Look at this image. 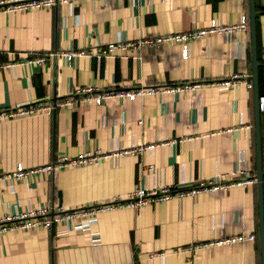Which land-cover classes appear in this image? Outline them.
<instances>
[{
    "label": "crops",
    "instance_id": "obj_1",
    "mask_svg": "<svg viewBox=\"0 0 264 264\" xmlns=\"http://www.w3.org/2000/svg\"><path fill=\"white\" fill-rule=\"evenodd\" d=\"M259 94H264V0H254ZM249 0H80L17 11L0 10V110L29 101L80 98L131 86L201 82L192 88L138 95L84 98L41 113L0 122V264H262L257 182L223 193L199 192L100 212L89 229L55 222L20 228L7 220L29 208H77L126 195L137 183L171 190L246 169L256 175ZM246 29L206 34L159 47L131 42L206 26L211 18ZM123 43L109 50V43ZM76 52L70 58L64 52ZM78 52V53H77ZM46 54L40 64L30 62ZM251 76V75H250ZM86 94V93H85ZM141 119L142 124L137 120ZM264 143V110H259ZM148 145L140 153L65 166L53 174L15 180L16 164L38 166L60 155ZM264 176V174H263ZM264 209V183H263ZM32 219V218H31ZM88 221L86 222V226ZM255 234L196 253L174 250L191 242ZM166 250L163 256L152 255Z\"/></svg>",
    "mask_w": 264,
    "mask_h": 264
},
{
    "label": "built area",
    "instance_id": "obj_2",
    "mask_svg": "<svg viewBox=\"0 0 264 264\" xmlns=\"http://www.w3.org/2000/svg\"><path fill=\"white\" fill-rule=\"evenodd\" d=\"M80 0H0V10L3 11H17L20 9H35V8H46L49 6H55L64 2H79ZM248 25V19L245 14L241 15L240 21L237 24H224L219 22L216 18H211L209 23L197 29H190L181 32L157 35V36H144L136 38L131 42L133 45L140 47L142 45L148 47H159L164 43H177L180 46V53L182 57L186 56L187 42L190 40H195L206 34L211 33H223V34H232L239 30L246 29ZM116 45L124 46L123 43H109L108 48L112 50ZM78 53V52H77ZM76 54V52L68 51L62 53L66 58H70ZM47 57L46 54H35L34 58L29 59L30 62H36L40 64ZM1 67V64H0ZM251 73L249 71H244L241 74L233 73L228 78L223 80H218L217 85L219 88H226L230 85H233L237 80L241 78H247L245 80L246 86H252ZM201 82L194 83H184L179 85H164V86H131L128 89L116 90V91H100L91 95L88 92L92 91V87L85 86L81 89L84 95H81L80 98L76 97H63L57 100L50 101H29L24 104H20L15 107L2 109L0 110V122L7 121L15 118H22L26 116L47 113L50 114L58 106L67 105L69 103L75 102L77 100H82L84 98H91L97 103H100L104 98L110 95H119L126 96L129 98H134L135 96H142L144 94H156L162 93L164 91H176L180 89L192 88L199 85ZM86 93V94H85ZM258 109L264 110V94H259L258 96ZM138 124H142V120H137ZM148 145H133L125 148H114L113 150L102 152L100 150L84 151L74 157L67 155H60L55 157L53 160L46 162L38 166L25 167L21 163L16 164L15 169L8 174L10 177L15 180H23L28 178H38L47 176L48 174H53L56 170L65 167V166H76L81 164H91L97 162L100 158L112 157L116 158L120 155L127 153H140ZM261 168L264 171V143L261 144ZM257 179L255 176L248 174L246 169L235 168L230 172L217 174L209 178H204L199 181L198 186L191 187L189 189H177L171 190L168 186L160 187H150L146 188L140 183H137L134 188L127 193L126 195H117L104 202L97 204H91L88 206L77 207V208H61L57 206L53 208L50 204H45L36 209L29 208L24 212L6 216L7 220L19 219L20 221L16 224L20 228L31 229L36 227L50 228L53 223L60 222L68 226L73 225L72 222L78 220L77 227L79 229H89L90 222L94 221L96 216L105 210L120 208V207H129L133 206L139 208L142 204L161 201L174 196H184V195H195L199 192H210L214 191L217 193L225 192L229 187L243 184L246 182H256ZM262 182L264 183V176H262ZM32 218V219H31ZM88 221L87 226L85 225ZM14 225H1L0 232L8 227H13ZM74 226V225H73ZM255 237V234H245L238 233L234 235H222L219 238L191 242L189 244L179 246L174 250L189 251L191 253H196L201 249L212 247L215 245H232L237 241H243L245 239H252ZM167 253L166 250H158L152 255L163 256Z\"/></svg>",
    "mask_w": 264,
    "mask_h": 264
},
{
    "label": "water",
    "instance_id": "obj_3",
    "mask_svg": "<svg viewBox=\"0 0 264 264\" xmlns=\"http://www.w3.org/2000/svg\"><path fill=\"white\" fill-rule=\"evenodd\" d=\"M249 24H250V34H251V64H252V73L251 80L253 84L254 91V104H255V149H256V179H257V191H258V218H259V239L261 245L263 247L262 253V264H264V209H263V182L262 176L264 171L261 168V130H260V120H259V109H258V96H259V88H258V61H257V53H256V41H255V8H254V0H249Z\"/></svg>",
    "mask_w": 264,
    "mask_h": 264
}]
</instances>
